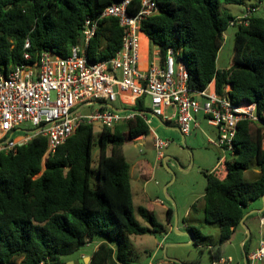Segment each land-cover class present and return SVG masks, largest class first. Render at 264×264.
Listing matches in <instances>:
<instances>
[{"label": "trees", "instance_id": "16d2710c", "mask_svg": "<svg viewBox=\"0 0 264 264\" xmlns=\"http://www.w3.org/2000/svg\"><path fill=\"white\" fill-rule=\"evenodd\" d=\"M120 1L0 0V68L7 73L23 64L25 52L31 54V62L44 50L69 56L71 47L81 41L85 19L97 18ZM245 1L250 0H156L159 12L141 25L162 60L170 47L180 50L192 92L214 81L219 95L230 84L233 102L257 104L259 121L243 120L238 125L227 177L219 180L205 173L204 218L218 225L220 235L217 246L209 248L212 263L222 260V244L241 228L249 204L264 197V16L255 15L261 0L251 5L255 11L248 22L236 25L232 65L217 67L224 33L236 19L225 5ZM133 5L129 10L137 12L139 0ZM122 37L116 18L100 20L86 50L89 59H111L121 49ZM133 109L148 111L142 100ZM150 134L143 118L136 116L114 128H102L97 143L93 125L80 124L45 161L48 140L44 136L18 145L16 153L0 152V264H67L63 256L96 241L89 264H131L132 235L165 231L155 213L143 206L137 207V213L149 227L136 218L131 165L123 153L128 138ZM251 169L260 171L257 178L248 177ZM193 209L197 210L196 203ZM167 215L171 223V208ZM187 230L196 244L207 238L199 227Z\"/></svg>", "mask_w": 264, "mask_h": 264}, {"label": "built area", "instance_id": "2783aa9c", "mask_svg": "<svg viewBox=\"0 0 264 264\" xmlns=\"http://www.w3.org/2000/svg\"><path fill=\"white\" fill-rule=\"evenodd\" d=\"M133 1L112 3L97 18L87 17L81 41L71 47L69 56L44 50L31 62V54L25 52L23 64L7 73L0 68V152L16 153L18 145L44 136L48 140L45 161L75 134L80 124H91L94 130L98 126L101 131L140 116L150 127L151 115L133 109L142 100L149 112L164 122H175L184 136L199 128L198 116H203L217 131L215 138L208 136V143L221 152L210 174L219 180L227 177V156L235 154L238 125L243 120L259 121L257 104L246 100L233 102L229 96L230 84L224 88V94L219 95L214 81L204 90L192 92L188 88V66L180 58V50L172 47L164 60L159 48L153 47L146 68H141L144 34L141 25L156 15L159 7L156 0H139L137 12H131ZM254 11L247 8L230 26L246 24ZM107 17L116 18L123 28L121 49L109 60L91 61L86 50L100 20ZM25 48H30L29 41ZM147 97L151 107L146 105ZM86 108L90 111L84 112ZM24 123H30L31 128L22 130ZM169 144V140L155 137L159 162L164 158L163 149ZM155 203L163 205L159 199ZM91 247L92 244L87 243L85 248ZM263 261L264 236L258 247L248 253L247 264Z\"/></svg>", "mask_w": 264, "mask_h": 264}, {"label": "rangeland", "instance_id": "374dc122", "mask_svg": "<svg viewBox=\"0 0 264 264\" xmlns=\"http://www.w3.org/2000/svg\"><path fill=\"white\" fill-rule=\"evenodd\" d=\"M255 2L257 0L245 1L240 5H225V7L234 17H239L245 14L247 8L251 7ZM257 7L258 10L255 15L264 16V0L258 2ZM236 32V26H229L224 33V44L217 58V67L219 69H226L233 63ZM146 105L151 107V100L148 97L146 98ZM94 108H97V106ZM83 111L89 112L90 109L86 108ZM150 119L152 126L159 124L152 116H150ZM199 123L201 124V128L199 127L192 131L191 135L185 136L184 141L182 140V135L173 126L167 128L159 124L162 129L158 137L162 140L170 141L168 147L164 148L163 151L171 159L166 164L164 161L158 164L154 172V179L146 184L145 187L148 191L146 203L153 204L156 198H159L167 207L171 208L173 211L172 228L167 223V212L163 211V209H158L155 215H157L158 221L164 225L165 231L152 232L142 237L132 235L131 245L133 252L130 254L131 264H153L159 260H176L183 264H212L209 245L215 247L218 244V225L206 223L202 208L199 211H194L193 205L196 203L197 208H199V205H202V196L207 184L205 173H209L215 164H217L221 153L217 147L209 145L207 141L208 136L215 138V129L209 126L203 118H199ZM30 128V123L21 125L22 130ZM94 133L97 143L100 133L98 126L95 128ZM131 144L124 145L125 154L128 159L133 160L139 155L148 159L151 164L155 163L157 157L155 151L149 150L144 145L140 146L138 142L135 148ZM140 149H142V153H140ZM97 156L98 146L95 145V159H97ZM227 157L228 159L230 158V156ZM94 170L95 174H97V164H94ZM249 175L252 177V172ZM144 183L145 180L142 181V187ZM139 203L137 200L134 210L135 216L142 225L149 227L137 213ZM184 223L199 227L207 238L196 244L190 235L191 233L185 228ZM258 224L259 220L257 219L256 226ZM239 230H241V233L237 237V240L225 246V256L232 255L235 259V264H244V253L256 246L259 239V229L255 228L251 230L252 238L248 242L246 250L241 244V241L246 238V236L244 238L242 235L244 230L243 228H239ZM157 243L163 244V247H159ZM98 244L99 241L93 242L91 248H81L79 251L63 256V260H74L77 262L80 253L91 254Z\"/></svg>", "mask_w": 264, "mask_h": 264}, {"label": "crops", "instance_id": "0c3cea01", "mask_svg": "<svg viewBox=\"0 0 264 264\" xmlns=\"http://www.w3.org/2000/svg\"><path fill=\"white\" fill-rule=\"evenodd\" d=\"M152 48L153 47L150 44L149 38L145 34H143L142 40H141V50H142V57H141V62H140V67L141 68H144V69L146 68L149 51H151ZM115 105L116 106H119V103H116ZM199 118H203L206 121V119L203 116H198V121H199ZM158 123L161 124L159 121H158ZM169 123L170 124H168L167 122H164V124H161V125L166 126L167 128H170V126H173L182 135V140L184 141L185 136L181 133L178 125L175 122H169ZM159 124H156L154 126H152L150 124V127H149L150 130H151V134L150 135H147V136L142 135V136H139V137L134 138V139L128 138V140L126 141L125 144H128V143L131 144L132 143L131 145L133 146V148H135L137 146L136 143L138 142V144L140 146L144 145L149 150L152 149L153 151L156 152V149H155V146H154V139H155V137H158V134H159V132L162 129ZM199 125H200L199 127L201 128V124L200 123H199ZM215 135H217L216 129H215ZM141 140H143V141L142 142H139ZM128 141H131V142H128ZM207 141H208V138H207ZM123 153H124L127 161L131 165L130 176H131V188H132V195H133L134 205L136 204V201L138 200L140 203H139V205L137 207L143 206V207L147 208L149 211L154 212L155 214H157V212H158L157 210L158 209H163V211H165V212L168 213L169 207H167L164 203H163V205L162 204H156V203H153L154 205L153 204H147L146 203L147 198H148L147 197L148 196V191L146 190V187L145 186H146V184L149 181H151V180L154 179V176H155V173L154 172H155V169L158 167V164L162 163L163 161L165 163H167V161H169V159H171V157L170 156H166V154L163 151L164 158L159 162L158 159H157V157H156L155 163L151 164L148 159H145L143 156L140 157L139 155L137 156V158H135L133 160L128 159V157L125 154V148L124 147H123ZM140 153H142V149H140ZM216 165L217 164H215V166ZM215 166L213 168H215ZM213 168H212V170H213ZM251 172H252V177L249 175V173H251ZM259 173H260V171L258 169H251V170H249L247 172V175H248V177L250 179H255V178H257V176L259 175ZM143 180H145V183L143 184V187H142L141 184H142V181ZM206 180H207V178H206ZM204 193H203V196H204ZM203 196H202V200H203ZM156 199H159V198H156ZM198 207L199 208H197L196 211H199L202 208V210L204 212V200L202 202V205H199ZM262 208H264V200H263V197L260 198V199H258V200H255V201L251 202L250 205L246 208V215L247 216H246V218L244 219L243 222L248 227V229L250 228L249 229L250 236H251V230L252 229H255V228H258L259 229V239H258V242H257V244H256L255 247H253L252 249H250L248 251V253L258 247V244H259L260 239L264 236V218L262 217V213L255 212V210H259V209H262ZM257 219L259 220L258 226H256ZM167 223H168L169 227L172 228V224L169 222L168 218H167ZM184 226H185L186 229H188V227L190 225L188 223H184ZM241 228H243V230H244V233H242L243 237L245 238V236H246L245 240H242L241 241V244L244 246L246 240H248L250 238V236H249V238H247V231L245 230L244 227H242V225H241ZM240 233H241V230H239V228L236 229V231L234 232V234L232 235V237L229 240H227L226 242H224L222 244V250H221L222 260L219 261V264H235L234 263L235 262V259H234V257L232 255H229L228 257L225 256V246L228 243H232L233 241H236L237 240V237L240 235ZM142 236H144V235H139V237H142ZM219 238H220V235L218 233V241H217V243H219ZM157 245L159 247L161 246V248L163 247V244H161V243H157ZM210 247H211V245H209V248ZM246 255H248V254H246ZM88 256H90V255L89 254H86L85 252H82V253H80L77 262L74 261V260H72V261L67 260L66 263L68 264L69 262H74V264H79L80 260L82 261V263H84L86 261L85 258L88 257ZM166 262L167 261H165V260H159L158 262L153 263V264L166 263ZM261 264H264V261Z\"/></svg>", "mask_w": 264, "mask_h": 264}, {"label": "water", "instance_id": "95a60500", "mask_svg": "<svg viewBox=\"0 0 264 264\" xmlns=\"http://www.w3.org/2000/svg\"><path fill=\"white\" fill-rule=\"evenodd\" d=\"M146 113H148V114H150L151 116H153L155 119H157L161 124H164V122L162 121V119L159 117V116H157V115H155L154 113H152V112H149V111H147ZM165 163V162H164ZM166 164V163H165ZM167 197L170 199V197L167 195ZM171 200V199H170ZM263 200H264V197H263ZM264 211V208H262V209H259V210H255V212H257V213H262ZM246 216L247 215H245L244 216V218H243V220H242V222H241V225H242V227H244L245 228V230L247 231V238H249V236H250V231H249V229H248V227L244 224V219L246 218ZM190 234V233H189ZM191 235V234H190ZM244 256H245V259H244V264H247V255L244 253ZM86 259V261L84 262V263H82V261L80 260V262H79V264H89L90 263V261H91V256H88V257H86L85 258ZM170 261V260H169ZM173 262H175V263H177V264H183V263H181V262H179V261H173ZM68 264H74V262H69Z\"/></svg>", "mask_w": 264, "mask_h": 264}]
</instances>
